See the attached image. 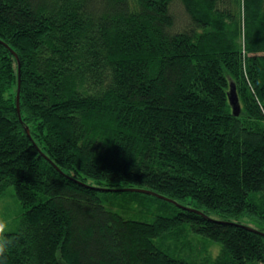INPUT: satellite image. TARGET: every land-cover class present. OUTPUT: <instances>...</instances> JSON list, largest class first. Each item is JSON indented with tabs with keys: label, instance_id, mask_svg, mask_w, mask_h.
<instances>
[{
	"label": "trees",
	"instance_id": "16d2710c",
	"mask_svg": "<svg viewBox=\"0 0 264 264\" xmlns=\"http://www.w3.org/2000/svg\"><path fill=\"white\" fill-rule=\"evenodd\" d=\"M11 192L0 264H264V0H0Z\"/></svg>",
	"mask_w": 264,
	"mask_h": 264
},
{
	"label": "clouds",
	"instance_id": "9594fccd",
	"mask_svg": "<svg viewBox=\"0 0 264 264\" xmlns=\"http://www.w3.org/2000/svg\"><path fill=\"white\" fill-rule=\"evenodd\" d=\"M14 225V218L5 209L0 208V260L7 258V253L16 243Z\"/></svg>",
	"mask_w": 264,
	"mask_h": 264
},
{
	"label": "rangeland",
	"instance_id": "374dc122",
	"mask_svg": "<svg viewBox=\"0 0 264 264\" xmlns=\"http://www.w3.org/2000/svg\"><path fill=\"white\" fill-rule=\"evenodd\" d=\"M105 201L106 203H108L107 199H105ZM0 208L5 209L14 218L15 220L14 229H15L18 223V217L20 215V207L12 192L8 193L7 196H5L3 199L0 200ZM219 251H220L219 247L213 245L209 248L207 256L209 254V256L211 257H217ZM200 254H202V252Z\"/></svg>",
	"mask_w": 264,
	"mask_h": 264
},
{
	"label": "water",
	"instance_id": "95a60500",
	"mask_svg": "<svg viewBox=\"0 0 264 264\" xmlns=\"http://www.w3.org/2000/svg\"><path fill=\"white\" fill-rule=\"evenodd\" d=\"M21 75V72L19 73V77ZM20 83H21V80H19V91H18V95H17V107H18V111H19V114H20ZM229 98H230V102L233 106V111L236 115H239L240 114V110H241V105H240V100H239V96L237 94V91H236V88H235V85L232 84L231 86V90L229 91ZM27 131L29 133V128H27ZM137 191H140V192H145V193H148V194H153V195H156V196H159V197H162V198H165L171 202H175L177 204L176 201H174L173 199H170V198H167L163 195H160L156 192H153V191H150V190H144V189H136ZM253 229V228H252Z\"/></svg>",
	"mask_w": 264,
	"mask_h": 264
}]
</instances>
